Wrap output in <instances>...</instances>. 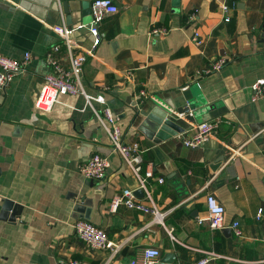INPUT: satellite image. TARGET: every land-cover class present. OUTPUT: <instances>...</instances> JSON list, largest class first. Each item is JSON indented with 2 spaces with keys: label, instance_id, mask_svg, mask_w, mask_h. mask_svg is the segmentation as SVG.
Segmentation results:
<instances>
[{
  "label": "crops",
  "instance_id": "obj_1",
  "mask_svg": "<svg viewBox=\"0 0 264 264\" xmlns=\"http://www.w3.org/2000/svg\"><path fill=\"white\" fill-rule=\"evenodd\" d=\"M114 1L119 12L103 20L101 44L83 69L89 98L61 96L44 112L36 101L51 72L45 57L54 45L64 49L54 27L84 24L82 11L67 14L62 0H0V53L33 57L0 90V264H124L148 248L161 252L157 264H195L210 253L217 256L208 264H264V98L253 101L251 89L264 79V0H229L226 15L220 0H181L178 8L173 0ZM156 28L168 34L149 35ZM196 31L201 45L192 42ZM76 39L93 46L87 32ZM220 59L222 69L207 73ZM190 102L199 109L178 115ZM106 107L124 141L139 144L141 176L154 171L146 184L151 199L138 190L136 197L156 207L159 220L127 207L111 210L113 199L139 181L112 150L96 114L105 119ZM155 111L171 114L179 134L206 121L220 124L203 147L188 149L179 134L151 135ZM95 154L109 159L103 182L80 172ZM208 194L225 208L223 229L206 221ZM77 220L104 229L117 250L88 247L75 234ZM236 221L242 237L231 228Z\"/></svg>",
  "mask_w": 264,
  "mask_h": 264
},
{
  "label": "built area",
  "instance_id": "obj_2",
  "mask_svg": "<svg viewBox=\"0 0 264 264\" xmlns=\"http://www.w3.org/2000/svg\"><path fill=\"white\" fill-rule=\"evenodd\" d=\"M221 9L226 15L230 10L229 0H220ZM119 12L118 6L114 0H95L91 4V22L81 24L74 27L67 26L65 23L61 26H55V33L64 42L62 45H54L46 54L45 61L49 65L51 72L45 77L40 94L36 101V107L44 112H51L54 106L58 103L61 96L83 94L85 93L82 85L83 69L89 57L95 55L97 47L101 44V24L108 15H115ZM225 22H229V17L224 18ZM79 32H87L88 35L94 38L91 49H86L76 39V34ZM161 33L168 34L165 29H153L149 35ZM192 42L196 45H201L204 41L198 31L195 32ZM31 53H24L21 59L7 57L0 53V90L5 89L9 83L25 71L32 61ZM224 59L214 62L207 70V73H212L222 69L225 64ZM251 89L254 93L253 101L264 98V79L257 80ZM140 96H144L145 92L140 91ZM102 126L108 133L111 139V147L114 152L119 153L127 162L131 170L136 175L139 181L137 189H127L121 195L116 196L111 203V210L117 212L121 207H127L141 211L143 213L153 215L156 220L160 219V213L156 207L146 206L139 202L136 197L137 190L145 191L148 198L151 199V191L147 187V182L154 179V171L148 169L145 176H141L142 171V151L138 143H126L124 141L121 127L116 124V117L110 107L104 109L105 119L99 113ZM108 122V123H107ZM220 121H206L194 126L190 131L179 134L183 145L188 149H198L203 147L215 134L219 127ZM109 159L106 156L95 154L85 164L81 165L80 172L89 180L103 182L107 178L109 170ZM1 176V173H0ZM159 183L164 182L163 177H159ZM208 217L206 221L212 229H223L225 221V208L217 200L213 194H208L206 198ZM257 220L263 221V209L257 213ZM205 220H200L203 223ZM237 237L243 236V231L240 228L238 221L231 225ZM74 230L77 237L88 247L94 250H112L117 245L108 237L107 232L101 227L95 226L87 220H77L74 223ZM216 254L210 253L209 257L200 259L195 264H208L210 257H216ZM161 257V252L155 248L145 249L140 257L132 258L124 264H157ZM72 264H81L73 262Z\"/></svg>",
  "mask_w": 264,
  "mask_h": 264
},
{
  "label": "water",
  "instance_id": "obj_3",
  "mask_svg": "<svg viewBox=\"0 0 264 264\" xmlns=\"http://www.w3.org/2000/svg\"><path fill=\"white\" fill-rule=\"evenodd\" d=\"M60 0H57V3ZM64 2L63 6L65 8V11L67 14H69L71 11L76 13L78 12V7L80 6V9L82 11L83 16V23L88 24L91 22V2L86 0H62ZM79 3V5H78ZM181 0H173V7L178 8L180 6ZM73 7V8H72ZM70 15V14H69ZM68 24H72L71 16H68ZM264 37V34H263ZM136 106V104H134ZM198 106H194L191 102L189 105L185 108L178 109L177 114L178 115H184L189 114L191 111L196 112L198 110ZM149 117L155 122V128L154 132L152 131L151 135L156 136L158 140H164L166 138H169L171 136H176L180 133L181 127H179L174 119V117L171 116L168 112L164 111H155ZM179 127V128H178ZM183 131H181L182 133ZM137 193V192H136ZM138 193L144 194L143 190H138Z\"/></svg>",
  "mask_w": 264,
  "mask_h": 264
}]
</instances>
